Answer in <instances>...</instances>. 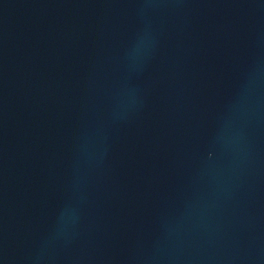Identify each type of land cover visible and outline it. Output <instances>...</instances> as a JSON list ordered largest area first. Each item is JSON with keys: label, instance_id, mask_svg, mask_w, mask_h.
Wrapping results in <instances>:
<instances>
[{"label": "water", "instance_id": "obj_1", "mask_svg": "<svg viewBox=\"0 0 264 264\" xmlns=\"http://www.w3.org/2000/svg\"><path fill=\"white\" fill-rule=\"evenodd\" d=\"M0 264H264V0H88L0 112Z\"/></svg>", "mask_w": 264, "mask_h": 264}]
</instances>
